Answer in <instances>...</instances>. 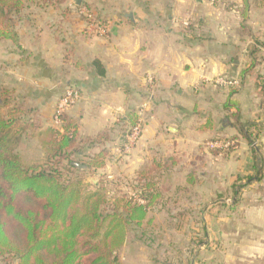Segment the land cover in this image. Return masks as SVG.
<instances>
[{"label": "crops", "instance_id": "obj_1", "mask_svg": "<svg viewBox=\"0 0 264 264\" xmlns=\"http://www.w3.org/2000/svg\"><path fill=\"white\" fill-rule=\"evenodd\" d=\"M239 4L241 0L236 5ZM250 4L247 24L253 38L244 40L238 35L242 17L237 6L225 9L210 0H65L38 8L36 19L26 24L28 29L21 30L17 43L0 44L5 59L0 83L15 88L33 110L37 130L56 127L53 114L68 85L80 89V99L67 110L79 125L80 137L102 132L109 136L102 145L109 155L105 166L89 178L93 183L99 174L117 178L118 182L119 176L134 179L139 170L154 160L173 157L178 163L162 175L170 179L182 173L178 165L184 154L195 159L212 149L201 145L207 135L224 132L223 126L217 127L215 116L228 118L231 123L227 128L232 135H238L234 139L239 137L237 141L243 143V136L230 116L236 109H224L231 86L216 83L215 79H241L251 64L249 46L255 40L264 42V0H250ZM82 8L105 21L107 35L88 29V18ZM253 71L246 74L238 93L232 96L239 103L242 121L264 116V94H260L254 80L257 72L264 76V46L260 47L259 63ZM143 108H146L145 127L126 151L127 120ZM27 137L34 136L25 135L20 155ZM120 184L121 189L126 185L122 181ZM256 184L264 186L255 181L242 189L250 190ZM198 185L199 182H185L182 188ZM178 186L167 185L166 189L177 191ZM260 196L258 214L221 216L209 208L204 213L200 206L207 200L186 198L177 203L162 197L159 204L177 203L186 207L179 212H156L164 213L161 235L167 227L190 239L193 234L209 238L191 241L194 244L191 249L176 252V264H241L243 259L251 260L250 264H264V193ZM159 204L154 211L160 209ZM151 211L143 225L147 229L158 221ZM197 223L209 227L215 224L216 230L204 228V237ZM135 232L137 240H129L127 235L119 249L121 263L125 264L122 255L130 253L129 264H154L152 256L146 258L142 253L145 249L142 234ZM213 232L223 238L224 242L220 241L223 249L210 239ZM249 254L252 256L248 257ZM162 255L165 261L169 260L166 253Z\"/></svg>", "mask_w": 264, "mask_h": 264}, {"label": "trees", "instance_id": "obj_2", "mask_svg": "<svg viewBox=\"0 0 264 264\" xmlns=\"http://www.w3.org/2000/svg\"><path fill=\"white\" fill-rule=\"evenodd\" d=\"M38 1L0 0V44L18 42L21 15L27 6ZM64 1L56 0V4ZM241 1L242 4L236 5L231 0H215L213 5L223 4L227 9L237 6L242 17L238 35L244 40L253 38L247 24L251 4L250 0ZM91 14L104 26L105 21ZM262 46L264 42L257 40L249 46L251 64L241 77L243 83L246 74L254 72L259 63ZM254 76L256 88L263 95L264 76L259 72ZM70 87L77 88L68 85L64 93ZM238 91L236 85L231 86L224 109H236L230 116L251 146L255 173L247 176L243 185L233 187L234 195L264 178L261 148L254 145L251 131L263 130L264 118L242 121L239 103L232 98ZM139 117L138 112L129 116L126 135ZM60 119L59 126L37 130L33 110L15 88L0 83V257L6 263L18 259L20 264H122L118 252L130 228L141 233L142 239L150 238L143 225L149 211L163 197L158 186L160 178L178 161L173 157L154 160L125 185L132 188V193L110 195L113 186L121 185L117 178L99 174L96 183L89 180L105 166L109 150L102 145L109 139L108 134L80 137L79 125L67 111L60 114ZM30 131L45 151L42 162L28 163L20 155L19 148ZM234 138L237 136L231 139ZM228 142H223V146ZM211 151L218 155L225 150L212 148ZM78 164L87 169H81Z\"/></svg>", "mask_w": 264, "mask_h": 264}, {"label": "rangeland", "instance_id": "obj_3", "mask_svg": "<svg viewBox=\"0 0 264 264\" xmlns=\"http://www.w3.org/2000/svg\"><path fill=\"white\" fill-rule=\"evenodd\" d=\"M48 1L49 2L47 3L46 1L40 0L37 3L31 4L30 6L26 7L23 14L21 15L22 19L18 22V24H20V27H19L20 36H22L21 30L25 31L26 29H28V26H26V24H29L36 19L35 15L37 16L36 11L38 8H44V7H50V6L57 5L56 0H48ZM231 1H234L235 3H237L239 0H231ZM219 5L220 6H217V7H222V8L227 9L225 5L223 4H219ZM44 15L45 13H43L42 16ZM8 42L10 41H7L6 43ZM1 45L4 46L5 43ZM2 49L3 48H0V71L3 70V64L5 62L4 51H2ZM241 82H242L241 79H238V84L236 85V87H238L239 89L242 86ZM219 87L220 86L217 85L218 89ZM145 109L146 108H143L144 115H146ZM262 116L263 115H261L260 117L257 116V118L255 117L254 119L257 121H261ZM145 119H146V116H145ZM53 120H54V114H53ZM211 120L213 119L211 118ZM146 121L147 120H145V124H146ZM214 121L218 124L217 127L223 126L224 132L222 134H219V133L216 134V132L212 133L211 137L210 135H207L205 137L204 144H202L201 146L203 148L205 147V145L211 148L217 147L225 151L221 153L220 155L219 154L214 155L210 149L208 150L209 152H206V153L204 152L205 155L199 154V156L195 159L194 157L191 156V154L189 155L184 154L183 155L184 157L181 158L179 165H178V168H180L182 173L174 175L170 179H169V176L162 177L159 181V187L162 190L163 198H166V197L171 198L174 202H177V203L178 201H181V199H186V198H187V201L196 200V199H201L203 201L207 200V201H204L200 206L202 207V209L205 210L204 213L207 212V209L209 208L212 211H214V213L220 216L221 215H239V214H248V213L258 214L259 213L258 207L260 204L259 200L261 199L260 194L264 193V186L261 184H260L261 186H257L258 184H256V186L253 187L252 189L245 190V191H243L242 189L236 195H234L233 188L231 186L232 184H234V186L235 185L241 186L246 181L247 176L254 175L255 173V170L253 169L254 159L252 155L251 146L248 144V142L246 143V140H243L244 139L243 137H241L242 138L241 142H243L242 143L243 145L239 143V141H237L238 139H240L239 137L238 139H231L235 135H232L233 132L232 133L230 132L232 130L231 129L229 130L227 128V126L230 125L231 123L228 118H221V117L217 118V116H215ZM54 124L57 126L55 121H54ZM251 131L254 133V136L252 138L254 141V145L257 147H260L262 150L260 152V157L262 156L263 161L262 160L260 161V165H262L263 163V168H264V151H263L264 149V128L263 130H260V131L257 128H254ZM29 133H32V132L30 131ZM33 138L31 137L26 138V142H25L26 144L24 143L25 145L22 148L21 155H23L22 157H24V160L29 163L42 162L45 159V154L42 148L40 147L39 143L37 142L36 138L35 139ZM228 141H231V142L234 141V142L233 144H230L229 146H223L224 144L223 142H228ZM207 142L213 143L214 145L211 146ZM118 179H120V182L122 181L123 184H128L131 182V178L123 179L121 176H119ZM191 181L199 182V185L193 186V187L185 186V188H182V185L185 182L191 184ZM256 182L264 183V178L261 181H256ZM167 185L170 187L171 185H175V186L179 185L178 187L180 188L177 191H175L174 189L169 190V189H166ZM112 189L113 190L111 191L110 195H113V193H118L117 195H123L124 193L130 194L133 192L131 187H127L125 185H123L122 190H119L120 188L117 186H113ZM177 203L176 205H171V206L161 203L158 206L160 208L158 209V211L156 210L154 211V209H152L151 211L152 213H155V215L158 217L157 218L158 221L156 223H152L149 226V228L153 232H149L150 229L149 228L147 229L145 227V230L147 231V236L150 238L144 239L141 242H142V246L145 247V249L142 252L143 255L146 256V258L147 257L150 258L152 256L154 264H176V256H175L176 252L183 251L182 248L185 249L186 251L191 249L192 245H194L192 242H195V241L200 242V241H203V239L205 238L206 240L209 239L205 237V235H203L204 228H205V231L209 230V228H211L212 230H216L215 224L211 225L210 223L211 226L209 227V226H205V223H197L198 224L197 227L200 229L202 228V232H200L201 233L200 235H203L205 238H202V237L199 238V236L193 234L192 238L194 237L196 240L192 238L190 239V238H187L185 234L178 235L177 232L175 233L172 232L174 231L173 228H167V227H165L166 231H164L165 234H162L163 235L162 236L160 234L161 233L160 231L162 229V225H164V222H163L164 213L162 214H158V213H160L163 210H165L166 212L167 210H177V212L183 211V209L186 206L184 207L181 204H177ZM187 207H190V206H187ZM220 223L222 226L226 225L224 222H220ZM223 228L226 229L225 227ZM136 235L137 233L135 232V230H132V228H130L128 231V236L130 238L129 240L134 241V239H136L137 237ZM161 236L163 239L161 238ZM216 236L218 237L219 235H217L216 233ZM216 236H215V232H213L210 239L213 240L214 244H218V248L221 247V249H223L224 245L220 242V241L224 242L223 238L221 237L222 238L221 239L220 237H218L219 240H217ZM150 239H152V242L149 241ZM175 241H179V242L183 241L182 243L184 244L176 245L177 242ZM162 253H166L167 258L169 257L168 259L170 260V257H171L172 260L165 261ZM250 256L252 255L249 254L248 257ZM131 258L132 256L130 253L128 255H122V260H123V263L125 264H129V262L131 261ZM242 261L243 262H241V264L251 263V260L249 262L248 259H243ZM0 264H20V262L17 259V260L12 261V263H6L0 257Z\"/></svg>", "mask_w": 264, "mask_h": 264}, {"label": "built area", "instance_id": "obj_4", "mask_svg": "<svg viewBox=\"0 0 264 264\" xmlns=\"http://www.w3.org/2000/svg\"><path fill=\"white\" fill-rule=\"evenodd\" d=\"M211 3L215 0H210ZM82 13L86 15V17L89 19L88 23V29L91 31H97L99 34L105 36L107 35V28L98 22L95 21L94 16L91 14L90 11H88L87 8H82ZM216 83H219L221 85H237L238 80L237 79H228L226 77H217L215 79ZM81 97L80 91L75 87H70L66 90V92L60 97L57 106L54 111V121L59 126L61 124L60 114L67 111L71 106H73ZM140 117L138 120V123L136 126L131 128V132L127 135V143L125 145V150L129 151L131 147L136 143L138 138L143 132V129L145 127V115L143 114V109L138 112ZM211 146H213V143H208ZM230 144H233V142L226 143V146H229Z\"/></svg>", "mask_w": 264, "mask_h": 264}, {"label": "water", "instance_id": "obj_5", "mask_svg": "<svg viewBox=\"0 0 264 264\" xmlns=\"http://www.w3.org/2000/svg\"><path fill=\"white\" fill-rule=\"evenodd\" d=\"M78 166H79L80 168H85V166H84V165H79V164H78Z\"/></svg>", "mask_w": 264, "mask_h": 264}]
</instances>
